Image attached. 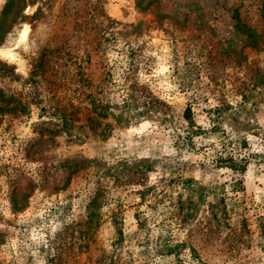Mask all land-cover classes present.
I'll list each match as a JSON object with an SVG mask.
<instances>
[{
	"label": "rangeland",
	"instance_id": "obj_1",
	"mask_svg": "<svg viewBox=\"0 0 264 264\" xmlns=\"http://www.w3.org/2000/svg\"><path fill=\"white\" fill-rule=\"evenodd\" d=\"M0 264H264V0H0Z\"/></svg>",
	"mask_w": 264,
	"mask_h": 264
},
{
	"label": "trees",
	"instance_id": "obj_2",
	"mask_svg": "<svg viewBox=\"0 0 264 264\" xmlns=\"http://www.w3.org/2000/svg\"><path fill=\"white\" fill-rule=\"evenodd\" d=\"M129 61H125L124 65H123V72H122V83L118 84V86L121 87V102H122V106H121V110L120 113H126L130 107H134V106H142L143 109H140L139 111H137V116L144 118L146 115H148L149 113H151L156 105H162L164 107H166V105H164L162 103V101H160L159 99L155 98L152 93L150 92V90H148V88L143 85L142 83H139L137 80L132 79L131 76V70L129 68ZM111 74L110 73H106V76L104 77L105 83L106 85H111L112 84V78H110ZM92 102V101H90ZM94 109H97V105H95V101H94ZM103 109H100V115L102 116V118L104 119H108V118H114V120L117 123H124V122H130V120L132 119V117H125L123 118L122 115H115L113 113H110L108 110L102 111ZM182 118L183 120L186 122L187 127L190 131L187 132V139L192 135L195 134L196 130L198 127L195 125L194 120H193V113H192V109L190 105H187L183 111L182 114ZM63 125L65 127H68L69 122L65 120L62 121ZM62 125V126H63ZM104 127L107 129H110L112 127L111 124L106 123L104 124ZM104 132V131H103ZM106 132V131H105ZM216 164L218 165H223L226 166L228 168H230L232 171L237 172L238 171V166L237 163H235L233 157L231 156H227L226 158H222L221 156L218 157L215 161ZM241 172H243V168H241ZM178 183L180 185H182V187L184 189H186V186L190 185L192 183L191 180H186V179H181V180H177ZM237 183L239 185H242L241 180H237ZM237 184L234 185V187ZM142 190L139 192L140 198L141 200L145 199V195L150 192L151 190H154V186L153 187H147V185H142ZM96 197H94L95 200ZM157 198V197H156ZM173 199V198H172ZM93 204V201H92ZM169 207L172 208L171 211H169V218H175L176 221L181 220L184 221L185 219L188 218H192L195 214V208L193 203L188 200V201H184L181 197V195L178 196V198H175L174 200H170L169 201ZM93 214L94 213H89V217L90 219L93 218ZM211 217L213 219L218 220L219 218H217V213L216 211H211L210 213ZM182 217V218H181ZM178 245H166L165 248L168 250L167 254L170 255L172 254L174 251V248H177Z\"/></svg>",
	"mask_w": 264,
	"mask_h": 264
},
{
	"label": "bare ground",
	"instance_id": "obj_3",
	"mask_svg": "<svg viewBox=\"0 0 264 264\" xmlns=\"http://www.w3.org/2000/svg\"><path fill=\"white\" fill-rule=\"evenodd\" d=\"M28 35H29V28L26 27V29L24 30L23 38L26 39Z\"/></svg>",
	"mask_w": 264,
	"mask_h": 264
}]
</instances>
